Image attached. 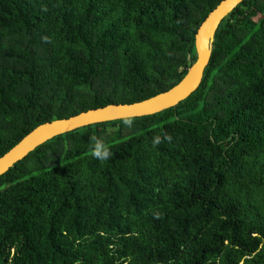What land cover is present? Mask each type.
I'll return each mask as SVG.
<instances>
[{"label": "trees", "instance_id": "16d2710c", "mask_svg": "<svg viewBox=\"0 0 264 264\" xmlns=\"http://www.w3.org/2000/svg\"><path fill=\"white\" fill-rule=\"evenodd\" d=\"M220 0H0V156L40 124L177 84ZM197 89L0 177V264H264V0L218 23Z\"/></svg>", "mask_w": 264, "mask_h": 264}, {"label": "water", "instance_id": "95a60500", "mask_svg": "<svg viewBox=\"0 0 264 264\" xmlns=\"http://www.w3.org/2000/svg\"><path fill=\"white\" fill-rule=\"evenodd\" d=\"M243 0H220L207 14L194 36L195 60L184 77L174 86L142 101L130 103H109L68 118L56 119L40 124L24 135L6 153L0 156V177L30 150L61 133L82 126L108 120L153 115L170 107H175L199 86L203 71L210 58L212 42L221 19Z\"/></svg>", "mask_w": 264, "mask_h": 264}]
</instances>
